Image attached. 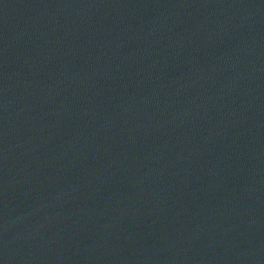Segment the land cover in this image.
<instances>
[{
  "label": "water",
  "instance_id": "1",
  "mask_svg": "<svg viewBox=\"0 0 264 264\" xmlns=\"http://www.w3.org/2000/svg\"><path fill=\"white\" fill-rule=\"evenodd\" d=\"M0 264H264V0H0Z\"/></svg>",
  "mask_w": 264,
  "mask_h": 264
}]
</instances>
